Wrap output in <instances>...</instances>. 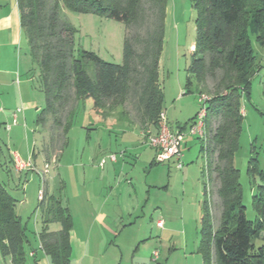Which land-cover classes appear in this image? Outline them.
Here are the masks:
<instances>
[{"label":"trees","instance_id":"obj_1","mask_svg":"<svg viewBox=\"0 0 264 264\" xmlns=\"http://www.w3.org/2000/svg\"><path fill=\"white\" fill-rule=\"evenodd\" d=\"M189 1L195 13L196 38L186 70V88H193L198 96L209 94L201 140V152L207 161L204 194H210L212 171L218 182L220 207L214 227L210 206L206 200L202 202L196 252L202 264H264V244H253L258 239L264 242V186L252 196L258 219L249 222L241 203L238 172L233 167L242 131L241 100L248 96L257 71L250 36L264 48V0ZM16 2L21 31L45 98L36 123L42 127L48 117L52 119L48 143L42 144L44 156L52 149L58 154L65 145L73 119L86 100L91 101L93 113L101 116L131 103L141 126H152L157 131L163 101L158 60L166 0ZM62 10L123 23L126 35L122 64L105 63L83 50L75 55V30L61 18ZM213 121L216 127L210 132ZM2 153L0 143V156ZM255 167L254 163L250 173ZM40 202L44 203L38 234L40 249L50 264H69L72 221L68 210L52 197ZM52 224L60 225L59 231H49ZM28 244L25 227L15 213V201L0 184L1 259L9 264H27Z\"/></svg>","mask_w":264,"mask_h":264},{"label":"rangeland","instance_id":"obj_2","mask_svg":"<svg viewBox=\"0 0 264 264\" xmlns=\"http://www.w3.org/2000/svg\"><path fill=\"white\" fill-rule=\"evenodd\" d=\"M61 18L75 30V55L78 50H83L94 53L105 63L122 64L126 35L123 23L65 10H62ZM195 38V13L190 1L166 0L158 82L163 95L162 113L173 132L188 127L200 110L199 96L193 88H186V70ZM250 45L257 71L250 82L248 96L241 100L242 131L233 167L238 172L245 218L254 222L258 214L252 207V196L258 187L264 186V48L256 43L253 36H250ZM34 75L36 77L37 73ZM36 82V92L43 109L45 98L40 84ZM208 86H212L210 80ZM91 105L90 100L83 102L58 154L52 149L51 154L44 156L47 173H44L42 163L36 166L40 174L36 170L18 174L6 168L4 163L8 162L11 150L6 144L8 134L0 125L3 152L0 156V184L15 201V213L33 247L36 248L42 227L44 203L38 200V192L42 190L45 202L49 197L58 199L61 206L68 210L79 235H86L93 217L101 213L106 215L107 222L117 221L120 229L135 223L132 232L138 230L149 236L151 230L149 238L145 236L148 239L137 246L123 247L127 255L134 251L149 258L157 252L159 261L155 264H165L167 248L173 244L178 250L174 252L170 264H202L200 255L195 252L199 241L201 205L206 200L210 206L214 227L218 223L220 207L216 195L218 182L212 171L210 194H204L207 161L201 152V140L187 135L186 128L181 131L186 142V147L181 145L182 168H176L175 159L150 167L155 152L145 138L148 131L153 132V127L141 126L139 114L131 103L108 116L93 113ZM121 112H124L123 117ZM215 127L216 122H211L210 132ZM51 129L52 119L48 117L45 125L40 127L44 143H48ZM110 156L115 157V163L108 159ZM211 159L214 161V157ZM102 160L104 164L100 166ZM254 163L256 169L250 173ZM167 185L168 189L163 190ZM150 186L156 189H150L151 195L147 199L145 193ZM157 221H162L167 230L161 239L159 230L155 228ZM59 229L58 224L49 226V231ZM100 232L99 238H107L105 233ZM130 234L126 229L119 239L128 240ZM253 244L259 247L264 242L258 239ZM106 249V255L114 253L112 245H107ZM183 253L186 255L183 256ZM28 264H34L32 259Z\"/></svg>","mask_w":264,"mask_h":264},{"label":"crops","instance_id":"obj_3","mask_svg":"<svg viewBox=\"0 0 264 264\" xmlns=\"http://www.w3.org/2000/svg\"><path fill=\"white\" fill-rule=\"evenodd\" d=\"M34 74V64L29 56L20 27V15L17 2L16 0H0V125L3 129L5 125H11L6 138L7 148L11 150L9 152L10 157L8 162L5 161L4 164L7 166L6 168L9 167L18 174L27 170L35 171L39 163L44 164V167L47 166L44 161V153L42 152L44 135L40 134V126L36 123L37 115L42 108L40 103L41 99L36 92L37 79ZM17 109H21V112L17 113L16 123L13 125V115ZM186 128L185 126L184 129L179 128L176 131L181 132ZM149 133L155 135L156 129L153 128V132L148 131L147 135ZM182 144L186 147L184 139ZM155 155L156 152L153 161ZM23 156L26 158L24 159ZM17 163L25 166L29 163L31 168L26 167L18 170ZM153 163H151L150 167L157 165ZM151 188L156 189L155 186H150L145 193L147 199L151 195ZM167 189L168 185L163 188V190ZM106 218L104 214H96L93 217V222H91V225L87 229L88 231L86 230V235L83 236L82 234L79 235L75 230V225L71 217L72 229L69 235L71 254L69 264H155V262L157 263L159 261V257L153 260V253L148 258V255L144 257L134 251L128 255L123 252V247L125 248L126 246L127 248V246H131L132 248L134 245L137 246L139 242L148 239L151 230H149V236L138 230L137 232H132L135 223H130L128 228L124 225L120 229L117 221L113 223L107 222ZM157 222L162 223V221ZM155 228L160 232V239L167 232L164 229L165 225L163 223L160 228L156 223ZM99 229L105 233L107 238H99ZM126 229L131 233L128 240L119 239L121 233L126 231ZM50 231L57 232L59 230ZM132 235L135 236L133 237ZM145 236H148V238ZM27 240L29 242L27 247V264L30 259H32L34 264H50L49 258L41 251L39 242H35V248L28 238ZM109 244L112 245L114 253L106 255L104 252L107 251L106 246H109ZM177 250L173 244L169 245L167 255L164 259L165 264H170V260ZM185 255L183 253V256ZM0 264H9V262H4L0 257Z\"/></svg>","mask_w":264,"mask_h":264},{"label":"built area","instance_id":"obj_4","mask_svg":"<svg viewBox=\"0 0 264 264\" xmlns=\"http://www.w3.org/2000/svg\"><path fill=\"white\" fill-rule=\"evenodd\" d=\"M209 97L206 95L199 96L198 102L200 104V110L198 114L194 117L193 121L190 122L188 128V131H186V134L189 136H195L199 138L200 140L203 139V130H204V120H205V114H206V104L209 101ZM21 109H17L15 114L13 115V125L16 123V115L17 113H20ZM11 125H5V131H10ZM183 141V133L181 132H173L171 131L166 123V119L163 113L159 115L158 118V128L155 135H151L150 133L146 136V143L155 150V162L158 164H163L171 159H175L176 161V168L181 169L182 165L180 163V160L182 159V153H181V144ZM111 162H115V157L110 156L108 158ZM104 164V161L102 160L100 162V166ZM26 167H30L31 165L28 163L26 166L22 164L17 163V169L22 170ZM48 167H44V173H47ZM40 174L39 172H37ZM42 190H39L38 192V200H42ZM157 226L160 228L162 226L161 222H157ZM158 257V253L155 252L152 255L153 260H156Z\"/></svg>","mask_w":264,"mask_h":264}]
</instances>
